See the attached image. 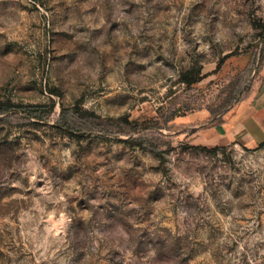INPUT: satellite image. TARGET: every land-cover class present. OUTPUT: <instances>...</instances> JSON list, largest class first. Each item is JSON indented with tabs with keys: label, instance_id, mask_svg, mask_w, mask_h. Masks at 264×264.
<instances>
[{
	"label": "rangeland",
	"instance_id": "1",
	"mask_svg": "<svg viewBox=\"0 0 264 264\" xmlns=\"http://www.w3.org/2000/svg\"><path fill=\"white\" fill-rule=\"evenodd\" d=\"M263 24L264 0H0V101L54 103L0 115V264H264V145L195 140L260 80ZM73 105L139 131L69 136Z\"/></svg>",
	"mask_w": 264,
	"mask_h": 264
},
{
	"label": "trees",
	"instance_id": "2",
	"mask_svg": "<svg viewBox=\"0 0 264 264\" xmlns=\"http://www.w3.org/2000/svg\"><path fill=\"white\" fill-rule=\"evenodd\" d=\"M264 30V24H263ZM264 37V31H263ZM264 60V55L262 57ZM183 81L191 85L196 83L202 78L200 71L191 69L186 72H183L181 75ZM247 88V87H246ZM245 88V89H246ZM244 89V90H245ZM241 92V90H240ZM235 103L239 100L236 98ZM226 107L221 111V114L226 112L229 108ZM14 108L21 109L23 114L30 116H37L38 118H48L49 115L53 112L54 103H29V104H14L11 101H0V115H9ZM213 112L212 110H210ZM13 113V112H12ZM177 114L171 111L167 117L164 119V123L168 124L174 120ZM137 121L132 122L127 116H120L117 118L106 117L103 118L100 115L96 114L94 111L84 109L79 105H73L70 107H62L58 117L56 118V126L65 130L69 136L73 137H82L86 134H101L100 132L108 131V133L119 134L123 132L131 133L137 127H131V125H136ZM155 124L159 125V122L156 121ZM145 128V127H144ZM142 147L149 146L154 148V145H148L144 140V135L140 134L131 139ZM264 145V141L259 145ZM218 147V146H215Z\"/></svg>",
	"mask_w": 264,
	"mask_h": 264
},
{
	"label": "crops",
	"instance_id": "3",
	"mask_svg": "<svg viewBox=\"0 0 264 264\" xmlns=\"http://www.w3.org/2000/svg\"><path fill=\"white\" fill-rule=\"evenodd\" d=\"M195 138L197 144L205 146L258 147L264 141V65L260 80L244 98L201 129Z\"/></svg>",
	"mask_w": 264,
	"mask_h": 264
}]
</instances>
